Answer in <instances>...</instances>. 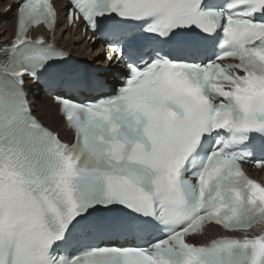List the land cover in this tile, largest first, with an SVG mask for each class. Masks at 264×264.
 Returning <instances> with one entry per match:
<instances>
[{"label":"snow or ice","instance_id":"1","mask_svg":"<svg viewBox=\"0 0 264 264\" xmlns=\"http://www.w3.org/2000/svg\"><path fill=\"white\" fill-rule=\"evenodd\" d=\"M70 3L69 19L79 14L93 30L114 13L146 21L161 39L113 37L128 43L127 52L112 46L127 56L128 74L113 95L61 100L77 135L69 146L31 118L23 92L22 76L36 78L56 58L32 47L26 30L55 12L18 0L15 55L0 72V264H264V185L244 175L238 161L248 156L232 150L264 138V0H232L227 14L207 0ZM180 29H222L219 56L197 62L203 43ZM225 57L239 63H217ZM215 130L228 136L216 131L208 149ZM202 221L244 238L187 242ZM158 226L169 231L148 246L114 243Z\"/></svg>","mask_w":264,"mask_h":264},{"label":"bare ground","instance_id":"2","mask_svg":"<svg viewBox=\"0 0 264 264\" xmlns=\"http://www.w3.org/2000/svg\"><path fill=\"white\" fill-rule=\"evenodd\" d=\"M12 0H0V39H5L10 32V26L12 23V16H13V9L6 10L7 6H9V3ZM6 10V11H5ZM84 45L83 41H81V37L78 34L72 35V41L66 43L68 47H75V45ZM91 47L86 46V48L81 52L80 55H84L85 52H87ZM87 58H91V56L86 55ZM35 111L38 116L41 117V119L53 130H59L60 129V122L56 121L53 116L54 114L49 118L46 119V117H42V113H46V111H50V108L47 106V101L45 98H39V100L35 101Z\"/></svg>","mask_w":264,"mask_h":264},{"label":"rangeland","instance_id":"3","mask_svg":"<svg viewBox=\"0 0 264 264\" xmlns=\"http://www.w3.org/2000/svg\"><path fill=\"white\" fill-rule=\"evenodd\" d=\"M8 11V10H7ZM47 101V106L50 108V111H46V113H42V117H46V119H49L53 114H54V110L53 108L50 106V101ZM37 114V113H36ZM53 118L58 121L56 115L54 114Z\"/></svg>","mask_w":264,"mask_h":264}]
</instances>
